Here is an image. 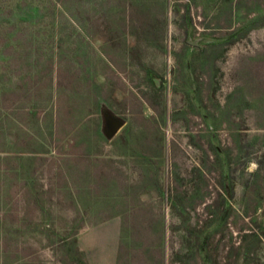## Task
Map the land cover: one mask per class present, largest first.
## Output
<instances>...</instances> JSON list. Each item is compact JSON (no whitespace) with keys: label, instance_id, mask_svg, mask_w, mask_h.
Instances as JSON below:
<instances>
[{"label":"rangeland","instance_id":"1","mask_svg":"<svg viewBox=\"0 0 264 264\" xmlns=\"http://www.w3.org/2000/svg\"><path fill=\"white\" fill-rule=\"evenodd\" d=\"M25 1L0 0V264H90L117 214L120 264H264V0Z\"/></svg>","mask_w":264,"mask_h":264},{"label":"crops","instance_id":"2","mask_svg":"<svg viewBox=\"0 0 264 264\" xmlns=\"http://www.w3.org/2000/svg\"><path fill=\"white\" fill-rule=\"evenodd\" d=\"M123 218L119 214L87 226L79 232V242L90 264H120Z\"/></svg>","mask_w":264,"mask_h":264},{"label":"trees","instance_id":"3","mask_svg":"<svg viewBox=\"0 0 264 264\" xmlns=\"http://www.w3.org/2000/svg\"><path fill=\"white\" fill-rule=\"evenodd\" d=\"M17 6L19 8H24V7L26 8L22 14H26L28 16H24L23 19H28L31 16V11L28 12V10H27L29 7V4L25 0H19V2L17 3ZM37 10H38L37 14H39L40 8L38 7Z\"/></svg>","mask_w":264,"mask_h":264},{"label":"water","instance_id":"4","mask_svg":"<svg viewBox=\"0 0 264 264\" xmlns=\"http://www.w3.org/2000/svg\"><path fill=\"white\" fill-rule=\"evenodd\" d=\"M120 125H121V123L119 121L112 119V124H111L112 132H116Z\"/></svg>","mask_w":264,"mask_h":264}]
</instances>
